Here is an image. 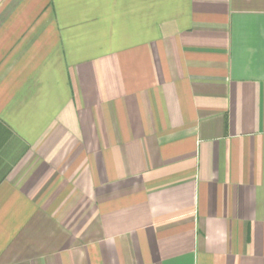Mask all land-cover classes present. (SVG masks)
<instances>
[{"label": "crops", "instance_id": "obj_1", "mask_svg": "<svg viewBox=\"0 0 264 264\" xmlns=\"http://www.w3.org/2000/svg\"><path fill=\"white\" fill-rule=\"evenodd\" d=\"M0 264H264V0H0Z\"/></svg>", "mask_w": 264, "mask_h": 264}]
</instances>
